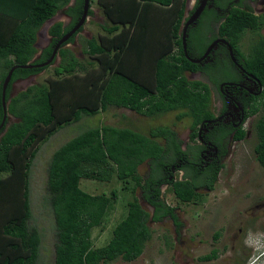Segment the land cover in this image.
I'll return each mask as SVG.
<instances>
[{
  "label": "trees",
  "instance_id": "trees-1",
  "mask_svg": "<svg viewBox=\"0 0 264 264\" xmlns=\"http://www.w3.org/2000/svg\"><path fill=\"white\" fill-rule=\"evenodd\" d=\"M69 1L0 0V121L3 77L12 65L38 64L49 58L54 43L80 16L83 0ZM88 1L90 7L92 0ZM185 1L95 0L106 22L100 24L102 32L96 37H85V61L64 47L73 41L81 26L59 46L49 64L12 71L4 90L6 116L0 127V264L37 262L40 236L28 225V168L38 143L57 128L108 107H122L145 116L179 111L176 119H188L189 140L195 142L197 124L211 116L210 95L205 82L186 77L201 67L190 62L181 49ZM212 1L220 7L226 0ZM61 8L68 23L57 21L49 25V43L38 51L33 45L36 31ZM91 12L88 8L87 15ZM206 17L216 19L213 8H204L201 19ZM263 26L261 15L232 7L213 30L228 41L241 67L260 83L261 91L243 118L254 119L253 154L264 168V36L259 33ZM158 27L163 37L154 43L152 39L157 33L147 38V30ZM203 30L201 25L186 29L188 57L194 58L203 51ZM245 30L253 33L254 38L247 56L238 49ZM194 38L196 50L191 48ZM57 57L60 61L52 68L53 75L47 82L30 85L9 98L14 80L41 71ZM208 79L215 82L210 74ZM7 113L16 121L8 123ZM245 132L239 127L233 140L243 139ZM197 152L195 145L184 152L176 131L167 125L136 132L101 123L66 140L52 152L45 176V202L54 221L53 264H99L117 258H136L150 236L146 225L150 215L135 197L136 190L152 207V220L169 217L178 231L180 222L174 207L162 198L160 186L167 185L173 197L182 203H194L201 190H212L222 165L201 167ZM142 163L148 172L144 178L137 171ZM81 179H114L120 186L107 194H89L79 187ZM126 192L131 198L124 203L123 216L111 228L106 243L92 247V228L105 221L117 197ZM12 205L14 209L10 211ZM213 256L211 252L200 259Z\"/></svg>",
  "mask_w": 264,
  "mask_h": 264
},
{
  "label": "rangeland",
  "instance_id": "rangeland-1",
  "mask_svg": "<svg viewBox=\"0 0 264 264\" xmlns=\"http://www.w3.org/2000/svg\"><path fill=\"white\" fill-rule=\"evenodd\" d=\"M187 1V5H190L194 0ZM255 6L262 9L260 15L264 18V3L257 2ZM89 9L92 12L86 16L82 30L75 35L71 43L64 45L81 61L87 59L82 52L85 37H96L97 33L102 32L100 24L106 22L95 0L91 1ZM47 21L51 23L61 21L67 24L69 19L61 8ZM48 27L49 24L46 21L40 27L44 29L46 36H48ZM261 30L259 33L264 36V26ZM147 31V38H151L153 32L157 33L152 39L154 43L163 37L161 27ZM253 41V33L245 30L238 43L239 51L244 55L248 53L249 45ZM59 61L57 57L53 64L41 71L25 79L14 80L9 90V98L30 85L47 82L48 78L53 75L52 68L57 66ZM2 71L0 67V74ZM186 77L188 79L199 78L189 74H186ZM200 79L204 80V78ZM214 96L215 90L211 87V99ZM178 112L166 111L155 116H145L128 109L108 107L105 111L94 115H83L75 122L62 125L44 141L38 143L37 150L29 164L27 179L31 212L28 225L34 227L40 236L36 264H53L54 221L52 212L45 202L46 167L52 152L71 137L101 123L128 128L136 132H146L152 126L167 125L172 127L178 133L179 139L183 141L187 133L188 119L183 117L177 120L175 116ZM7 119L8 123L16 121L10 113ZM253 120L252 116L247 117L243 123L246 131L245 137L234 142L231 152L221 163L222 166L212 190H201L197 201L194 203L179 202L167 189V185L161 187L162 198L168 205L174 207V212L180 222L178 231L169 217L164 216L158 220H152L151 207L143 202L138 194L139 191L136 190L135 197L150 215L146 222L150 236L144 242L141 253L133 260L123 261L117 258L105 263L99 262V264H248L252 261L257 250L259 252L261 247L264 249V235L259 236V244L255 242L256 234H264V168L257 163L253 154V146L256 142L252 129ZM145 169L146 164L142 163L137 171L142 175ZM119 186L120 184L114 179L110 182L81 179L79 183V187L89 194L99 192L107 194L111 188L118 190ZM130 198L129 192L118 196L112 208L108 210L105 221L92 228L90 236L92 247H100L106 243L111 228L123 216L125 201ZM9 208L10 211L14 209L13 205ZM211 252H214L212 258L200 259L201 256ZM262 260L264 263V253Z\"/></svg>",
  "mask_w": 264,
  "mask_h": 264
},
{
  "label": "flooded vegetation",
  "instance_id": "flooded-vegetation-1",
  "mask_svg": "<svg viewBox=\"0 0 264 264\" xmlns=\"http://www.w3.org/2000/svg\"><path fill=\"white\" fill-rule=\"evenodd\" d=\"M198 2L199 0H194L190 5H187V2L185 3L184 16L186 19L197 8ZM257 2L264 3V0H226L222 1V6L220 7L213 5L212 0H207L198 17L188 26L191 28H195L199 25L204 27L203 32L205 33L204 35L206 40L205 47L198 56L193 58L197 59L203 56L199 62L195 63L198 64L201 69L194 73L188 74L194 75L197 78H204L202 81L207 84L209 89V108L211 111V116L207 119L201 120L197 124L194 143L189 140L191 131L189 129L188 122L186 125L187 133L185 134V140H180V146L181 149L186 152L192 145H195L198 149L197 153L199 154L201 167L213 168L218 164H221L226 156L231 152L235 142V140H233L234 132L239 127H243V123L247 119L243 117L246 111L249 108H252L250 106L253 100L258 97L261 91V86L257 78L254 77L251 72L241 67L242 65L239 62V58L235 56V53L230 47L233 57L232 60L227 46L228 41L224 37L217 36L216 31L213 30V27L218 25L224 19L229 9L232 7L249 10L254 15H260L262 13V9H259L255 6ZM204 8H213L216 19H211V17L201 19V13L203 12ZM255 12L258 13L255 14ZM261 29L259 31H262ZM81 30L82 29H79L78 32ZM194 34L197 33L194 32ZM49 40L50 38L46 37L45 35L41 34L38 36L36 40L37 50L39 51L43 47L47 46ZM222 40H225L227 44L222 42ZM194 42L195 38L193 39V42L191 40V43H193L191 48L196 50L197 45H195ZM205 52L206 54L204 55ZM207 73L210 74L213 79H215V82H211L208 79ZM211 87H213L215 90V96L213 99H211ZM147 174L148 172H144L142 177L144 178ZM180 174L181 172L178 173V176ZM163 186L166 185L163 184L160 187ZM143 202L148 205L145 201Z\"/></svg>",
  "mask_w": 264,
  "mask_h": 264
},
{
  "label": "water",
  "instance_id": "water-1",
  "mask_svg": "<svg viewBox=\"0 0 264 264\" xmlns=\"http://www.w3.org/2000/svg\"><path fill=\"white\" fill-rule=\"evenodd\" d=\"M72 0L69 1V3L71 2ZM206 1L207 0H199L198 2V6L197 8L192 12V14L185 20L182 28H181V49L183 51V54L184 56L190 61V62H193V63H197L200 61V59H202L203 56H201L200 58H197V59H193V58H190L187 56V53H186V43H185V39H186V29L187 27L191 24V22H193V20H195L198 15L200 14V12L202 11L203 7L205 6L206 4ZM68 3V4H69ZM89 5V1L88 0H83V3H82V9H81V13H80V16L78 17L77 21L75 22V24L65 33L63 34L53 45L52 47V50H51V53H50V56L49 58L42 62V63H38V64H30V63H27V64H22V65H12L8 71L6 72L5 76L3 77V80L1 82V107H2V118H1V121H0V127L3 123V120L6 116V111H5V102H4V90H5V87L10 79V75L12 73V71L15 69V68H31V67H42V66H45L47 64L50 63V61L52 60L53 56L55 55L56 53V50L59 48V46L65 42L79 27L82 26V24L84 23L85 19H86V16H87V10H88V6ZM50 19V18H49ZM48 20V19H47ZM47 22V24L51 25L52 23L51 22ZM41 27V26H40ZM45 35V31L44 29H40L36 32V37L40 36V35ZM222 42H224L225 44H227V42L225 40H222ZM34 47H37V43L34 42ZM228 46V50H229V55L231 56L232 60H233V57H232V53H231V49H230V46L227 44ZM210 47V46H209ZM208 50V48H207ZM206 50V52H207ZM206 52L204 53V55L206 54ZM34 57H37V54H35Z\"/></svg>",
  "mask_w": 264,
  "mask_h": 264
},
{
  "label": "clouds",
  "instance_id": "clouds-1",
  "mask_svg": "<svg viewBox=\"0 0 264 264\" xmlns=\"http://www.w3.org/2000/svg\"><path fill=\"white\" fill-rule=\"evenodd\" d=\"M186 2L188 3L187 0L185 1V3H186ZM88 8H89V7H88ZM184 17H185V16H184ZM85 20H86V19H85ZM84 22H85V21H84ZM83 24H84V23H83ZM83 24H82V26H83ZM183 24H184V23H183ZM182 26H183V25H182ZM82 28H83V27H81V29H82ZM38 30H39V29H38ZM38 30H37V31H38ZM37 31H36V32H37ZM247 31H248V30H247ZM76 34H77V33H76ZM76 34H75V35H76ZM75 35H74V37H75ZM45 36H46V35H45ZM46 37L50 38L49 36H46ZM36 40H37V37H36ZM35 42H36V41H35ZM250 235H251V234H250ZM256 235H257V239H256L255 242H256L257 244H259V236H260V235H264V234H256ZM263 250H264L263 247L260 248L259 252H258V250H257V252H256V253H257L256 256L254 257V259H252V261L248 262V264H264V263H263V260H262V259H263V253H264ZM257 259H258V261H256ZM255 261H256V262H255Z\"/></svg>",
  "mask_w": 264,
  "mask_h": 264
},
{
  "label": "crops",
  "instance_id": "crops-1",
  "mask_svg": "<svg viewBox=\"0 0 264 264\" xmlns=\"http://www.w3.org/2000/svg\"><path fill=\"white\" fill-rule=\"evenodd\" d=\"M86 38H89V36H87ZM117 108H120V109H122V107H117ZM123 109H125V108H123Z\"/></svg>",
  "mask_w": 264,
  "mask_h": 264
}]
</instances>
